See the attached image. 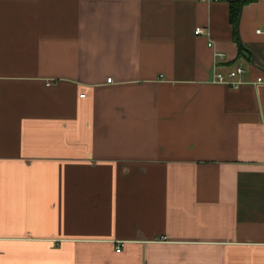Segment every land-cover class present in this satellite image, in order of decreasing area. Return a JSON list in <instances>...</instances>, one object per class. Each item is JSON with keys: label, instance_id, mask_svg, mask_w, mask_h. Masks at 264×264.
<instances>
[{"label": "crops", "instance_id": "1", "mask_svg": "<svg viewBox=\"0 0 264 264\" xmlns=\"http://www.w3.org/2000/svg\"><path fill=\"white\" fill-rule=\"evenodd\" d=\"M231 1L0 0V264H264V0Z\"/></svg>", "mask_w": 264, "mask_h": 264}, {"label": "built area", "instance_id": "2", "mask_svg": "<svg viewBox=\"0 0 264 264\" xmlns=\"http://www.w3.org/2000/svg\"><path fill=\"white\" fill-rule=\"evenodd\" d=\"M260 31V30H259ZM196 33L197 34H202L204 33V29L201 27H198L196 29ZM209 46L210 47H215V43L213 41L209 42ZM215 55L217 58H221L224 59L226 57V54L221 52V51H216ZM218 65V64H217ZM216 64L214 65L215 67L217 66ZM245 72V68H243L242 66L238 65L235 68L230 69L227 72H222V71H214L212 77H211V81L213 83H219V84H224L227 86H230L232 88H238L240 87L243 82L240 79V76ZM112 79H109V81H111ZM264 79L262 77H259L257 79V83L263 82ZM85 93L81 94V97H84ZM118 251H121V247H118L117 249Z\"/></svg>", "mask_w": 264, "mask_h": 264}, {"label": "trees", "instance_id": "3", "mask_svg": "<svg viewBox=\"0 0 264 264\" xmlns=\"http://www.w3.org/2000/svg\"><path fill=\"white\" fill-rule=\"evenodd\" d=\"M255 0H234L230 3L231 21L237 23L241 14L243 4L253 2Z\"/></svg>", "mask_w": 264, "mask_h": 264}]
</instances>
